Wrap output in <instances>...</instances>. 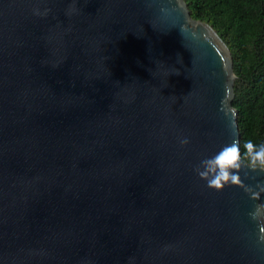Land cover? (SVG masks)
Returning <instances> with one entry per match:
<instances>
[{
	"label": "water",
	"instance_id": "1",
	"mask_svg": "<svg viewBox=\"0 0 264 264\" xmlns=\"http://www.w3.org/2000/svg\"><path fill=\"white\" fill-rule=\"evenodd\" d=\"M232 71L184 0H0V264H264V171H193Z\"/></svg>",
	"mask_w": 264,
	"mask_h": 264
},
{
	"label": "trees",
	"instance_id": "2",
	"mask_svg": "<svg viewBox=\"0 0 264 264\" xmlns=\"http://www.w3.org/2000/svg\"><path fill=\"white\" fill-rule=\"evenodd\" d=\"M191 17L211 26L234 56L233 107L241 150L264 143V0H184Z\"/></svg>",
	"mask_w": 264,
	"mask_h": 264
},
{
	"label": "clouds",
	"instance_id": "3",
	"mask_svg": "<svg viewBox=\"0 0 264 264\" xmlns=\"http://www.w3.org/2000/svg\"><path fill=\"white\" fill-rule=\"evenodd\" d=\"M181 146L187 145V137L180 139ZM233 140L219 148L214 154L202 157L193 167L196 176L205 185L214 190L239 185L241 183L240 170L247 167L251 171H264V143H254L245 140L242 145Z\"/></svg>",
	"mask_w": 264,
	"mask_h": 264
},
{
	"label": "rangeland",
	"instance_id": "4",
	"mask_svg": "<svg viewBox=\"0 0 264 264\" xmlns=\"http://www.w3.org/2000/svg\"><path fill=\"white\" fill-rule=\"evenodd\" d=\"M231 52V51H230ZM231 61H232V70H233V61H234V56L232 55V53H231ZM232 75H233V80H232V88L234 87V85H235V82H236V76H235V73H234V71H232ZM233 94H234V92H233ZM233 98H234V96H233Z\"/></svg>",
	"mask_w": 264,
	"mask_h": 264
}]
</instances>
